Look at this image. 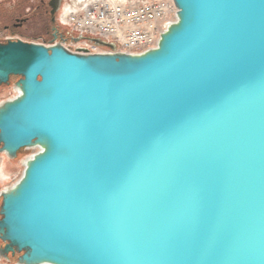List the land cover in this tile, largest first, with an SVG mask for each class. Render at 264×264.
Instances as JSON below:
<instances>
[{
  "label": "water",
  "instance_id": "water-1",
  "mask_svg": "<svg viewBox=\"0 0 264 264\" xmlns=\"http://www.w3.org/2000/svg\"><path fill=\"white\" fill-rule=\"evenodd\" d=\"M173 2L142 53L0 43V261L264 264V0Z\"/></svg>",
  "mask_w": 264,
  "mask_h": 264
},
{
  "label": "built area",
  "instance_id": "built-area-1",
  "mask_svg": "<svg viewBox=\"0 0 264 264\" xmlns=\"http://www.w3.org/2000/svg\"><path fill=\"white\" fill-rule=\"evenodd\" d=\"M176 13L173 0H87L70 10L64 6L59 23L75 38H82L64 45L73 52L136 54L157 46Z\"/></svg>",
  "mask_w": 264,
  "mask_h": 264
},
{
  "label": "flooded vegetation",
  "instance_id": "flooded-vegetation-1",
  "mask_svg": "<svg viewBox=\"0 0 264 264\" xmlns=\"http://www.w3.org/2000/svg\"><path fill=\"white\" fill-rule=\"evenodd\" d=\"M64 3L65 0H5L0 3V33L7 36L6 41L20 39L45 45H67L75 37L59 23ZM71 6L68 5L67 10ZM4 246L0 241V247ZM19 256L9 254L8 261L17 260Z\"/></svg>",
  "mask_w": 264,
  "mask_h": 264
},
{
  "label": "rangeland",
  "instance_id": "rangeland-1",
  "mask_svg": "<svg viewBox=\"0 0 264 264\" xmlns=\"http://www.w3.org/2000/svg\"><path fill=\"white\" fill-rule=\"evenodd\" d=\"M3 1L5 0H0V3ZM83 1L87 0H76V3ZM72 2L73 0H65L64 6L72 4ZM72 7L73 6H71V9ZM6 39L7 36L0 33V41L6 42ZM18 79V77H12L9 85H0V104L17 95L14 84ZM36 152L37 149H23L19 152L17 159H9L6 154L0 153V193L13 186L21 178L24 171L23 161ZM16 261L17 260L9 262L3 259L0 261V264H16Z\"/></svg>",
  "mask_w": 264,
  "mask_h": 264
},
{
  "label": "bare ground",
  "instance_id": "bare-ground-1",
  "mask_svg": "<svg viewBox=\"0 0 264 264\" xmlns=\"http://www.w3.org/2000/svg\"><path fill=\"white\" fill-rule=\"evenodd\" d=\"M80 3V2H79ZM79 3H73L72 2V5H73V7L72 8H74V6H78L79 5ZM70 10V9H69Z\"/></svg>",
  "mask_w": 264,
  "mask_h": 264
}]
</instances>
